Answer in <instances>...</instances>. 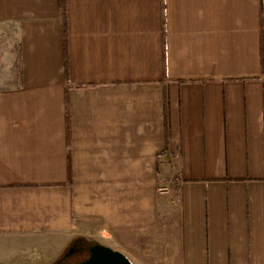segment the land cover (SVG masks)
I'll list each match as a JSON object with an SVG mask.
<instances>
[{"label": "crops", "instance_id": "obj_1", "mask_svg": "<svg viewBox=\"0 0 264 264\" xmlns=\"http://www.w3.org/2000/svg\"><path fill=\"white\" fill-rule=\"evenodd\" d=\"M65 24L0 0V260L264 264V0H66Z\"/></svg>", "mask_w": 264, "mask_h": 264}, {"label": "water", "instance_id": "obj_2", "mask_svg": "<svg viewBox=\"0 0 264 264\" xmlns=\"http://www.w3.org/2000/svg\"><path fill=\"white\" fill-rule=\"evenodd\" d=\"M75 247L72 244L62 257L56 261L55 264H69L74 252ZM71 264H131L129 260L117 251L110 248L101 246L96 243H91L86 249L85 259L78 263Z\"/></svg>", "mask_w": 264, "mask_h": 264}, {"label": "rangeland", "instance_id": "obj_3", "mask_svg": "<svg viewBox=\"0 0 264 264\" xmlns=\"http://www.w3.org/2000/svg\"><path fill=\"white\" fill-rule=\"evenodd\" d=\"M87 243H89V244H91V242H87ZM73 244V243H72ZM71 244V245H72ZM41 245H43L44 246V248L45 247H48L49 245H50V250H47V253L46 254H44V256H43V258H35V259H29L30 261H32L33 260V262H28V263H26L28 260L27 259H24L23 257L20 259L21 261H23V262H20L19 260H16V262H14V264H22V263H24V264H29V263H32V264H55L56 263V261H57V259L58 258H56V259H54V258H51L50 257V255L51 254H53L54 252H56V250H57V248L60 246L59 244H55V242H51L50 244L49 243H43V244H41ZM70 245V246H71ZM43 246H41V247H43ZM69 246V247H70ZM68 247V248H69ZM38 252H39V250H38ZM37 254V253H36ZM43 255V254H42ZM62 256H60L59 257V259L61 258ZM71 263H78V261H76V260H74V259H71L70 261H69V264H71ZM0 264H8L6 261H4V260H0Z\"/></svg>", "mask_w": 264, "mask_h": 264}, {"label": "flooded vegetation", "instance_id": "obj_4", "mask_svg": "<svg viewBox=\"0 0 264 264\" xmlns=\"http://www.w3.org/2000/svg\"><path fill=\"white\" fill-rule=\"evenodd\" d=\"M73 245L76 251L74 252L71 259L81 262L82 260L85 259L86 249L89 246H91V244L84 242V241L77 240L73 243Z\"/></svg>", "mask_w": 264, "mask_h": 264}, {"label": "trees", "instance_id": "obj_5", "mask_svg": "<svg viewBox=\"0 0 264 264\" xmlns=\"http://www.w3.org/2000/svg\"><path fill=\"white\" fill-rule=\"evenodd\" d=\"M58 5H59V9H60V12H61V16H62V19H63V22L64 24L66 23V0H58ZM66 26V24H65ZM262 46V53L264 55V48H263V45L261 44ZM264 61V56H263V59Z\"/></svg>", "mask_w": 264, "mask_h": 264}, {"label": "built area", "instance_id": "obj_6", "mask_svg": "<svg viewBox=\"0 0 264 264\" xmlns=\"http://www.w3.org/2000/svg\"><path fill=\"white\" fill-rule=\"evenodd\" d=\"M158 191H159V193L164 194V193H166L168 190H167L166 187H160V188L158 189Z\"/></svg>", "mask_w": 264, "mask_h": 264}]
</instances>
